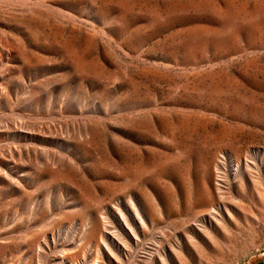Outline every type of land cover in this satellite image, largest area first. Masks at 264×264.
<instances>
[{"label": "rangeland", "instance_id": "374dc122", "mask_svg": "<svg viewBox=\"0 0 264 264\" xmlns=\"http://www.w3.org/2000/svg\"><path fill=\"white\" fill-rule=\"evenodd\" d=\"M0 264H264V0H0Z\"/></svg>", "mask_w": 264, "mask_h": 264}]
</instances>
